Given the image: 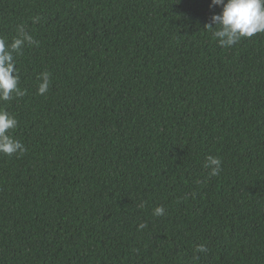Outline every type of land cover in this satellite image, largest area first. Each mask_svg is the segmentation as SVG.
<instances>
[{
    "label": "trees",
    "instance_id": "1",
    "mask_svg": "<svg viewBox=\"0 0 264 264\" xmlns=\"http://www.w3.org/2000/svg\"><path fill=\"white\" fill-rule=\"evenodd\" d=\"M210 3L0 0L38 42L0 101L27 149L0 154V264H264V32L221 47Z\"/></svg>",
    "mask_w": 264,
    "mask_h": 264
},
{
    "label": "clouds",
    "instance_id": "2",
    "mask_svg": "<svg viewBox=\"0 0 264 264\" xmlns=\"http://www.w3.org/2000/svg\"><path fill=\"white\" fill-rule=\"evenodd\" d=\"M209 7L221 8L219 14L211 16V23L207 25L215 29L213 36L221 47H231L242 38H250L264 32V0H211ZM38 19V17L34 18L33 22ZM37 43L23 26L19 27L17 36L10 43L6 38L0 37V101L12 100L13 94L16 96L25 94L18 87L20 77L15 57L22 54L25 45L31 46ZM38 79L40 80L38 94L43 95L48 91L50 74L43 72ZM17 125L15 116L0 108V154L20 156L27 151L24 144L11 134V130ZM205 167L210 169L209 176H219L222 171V161L219 157L209 156ZM164 213L163 206H157L153 210L155 216H162ZM144 227L145 224L139 225L140 229ZM196 251L205 252L207 249L205 245H199Z\"/></svg>",
    "mask_w": 264,
    "mask_h": 264
}]
</instances>
